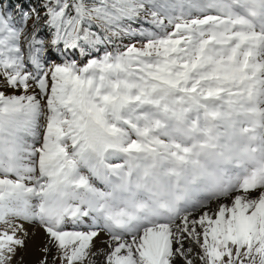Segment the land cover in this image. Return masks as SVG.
<instances>
[{"label": "snow or ice", "instance_id": "6c2138e0", "mask_svg": "<svg viewBox=\"0 0 264 264\" xmlns=\"http://www.w3.org/2000/svg\"><path fill=\"white\" fill-rule=\"evenodd\" d=\"M185 3L205 10L0 0V264H264V180L229 183L164 218L118 195L134 173L147 180L186 161L125 116L148 78L171 83L187 25L164 13Z\"/></svg>", "mask_w": 264, "mask_h": 264}, {"label": "bare ground", "instance_id": "6f19581e", "mask_svg": "<svg viewBox=\"0 0 264 264\" xmlns=\"http://www.w3.org/2000/svg\"><path fill=\"white\" fill-rule=\"evenodd\" d=\"M221 6L231 11L235 7L245 10L258 24L253 30L249 26L246 33L241 32L243 42L239 43L248 47L245 76L252 74V83L244 94L234 96L237 101L232 100L233 105H228L221 117L208 113L204 119L207 128L202 125L203 119L190 129L180 124L182 137L191 141L183 154L185 162L165 161L151 169L147 180L133 174L129 191L118 195L130 201V210L139 208L140 215L152 212L164 218L172 208L182 209L190 200L208 198L229 183L264 180V7L257 0H222ZM206 14L216 13L209 10ZM233 20L238 28L247 27L243 18ZM234 54L236 58L237 52Z\"/></svg>", "mask_w": 264, "mask_h": 264}, {"label": "rangeland", "instance_id": "374dc122", "mask_svg": "<svg viewBox=\"0 0 264 264\" xmlns=\"http://www.w3.org/2000/svg\"><path fill=\"white\" fill-rule=\"evenodd\" d=\"M193 3L205 10L201 12L185 3L175 12L169 9L164 13L178 16V23L187 25L179 30L177 37L185 39L182 47L187 51L177 54L178 62L168 75L171 83L148 78L147 95L131 105V113L125 112L133 124L146 132V139L169 145L170 150L180 156H183L185 148L191 147V141L182 137L181 125L190 129L198 119H203L202 125L207 128L204 119L208 118V113L221 117L225 108L227 110L228 105L237 101L234 96L249 89L253 75L245 76L244 66L248 47L239 43L243 42L241 32L246 33L249 26L252 30L258 26L245 10L235 7L231 11L221 5L213 10L216 14L212 16L216 19L208 23H194L208 16L209 9L206 0H193ZM223 5L226 7V3L223 2ZM237 18H243L247 27L238 28L233 20ZM234 52H237L236 58ZM185 64L187 67L183 66ZM139 75L144 76L145 73ZM128 131L133 138H137L135 129L129 128Z\"/></svg>", "mask_w": 264, "mask_h": 264}]
</instances>
